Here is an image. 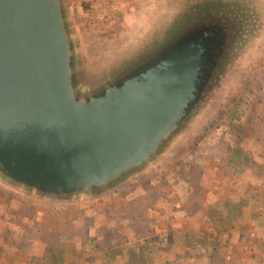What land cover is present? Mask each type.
Returning a JSON list of instances; mask_svg holds the SVG:
<instances>
[{
    "label": "water",
    "instance_id": "1",
    "mask_svg": "<svg viewBox=\"0 0 264 264\" xmlns=\"http://www.w3.org/2000/svg\"><path fill=\"white\" fill-rule=\"evenodd\" d=\"M72 1L0 0V182L59 203L147 171L209 104L246 23L238 0H173L84 82Z\"/></svg>",
    "mask_w": 264,
    "mask_h": 264
},
{
    "label": "rangeland",
    "instance_id": "2",
    "mask_svg": "<svg viewBox=\"0 0 264 264\" xmlns=\"http://www.w3.org/2000/svg\"><path fill=\"white\" fill-rule=\"evenodd\" d=\"M172 1L70 2L83 81L98 80L108 62L119 64L112 57L136 42ZM242 3L245 29L219 87L143 174L70 203L45 201L0 182V264H264V216L255 217L257 232H251V214L264 207V199L250 201L264 194V8L262 0ZM226 4L237 8L231 0ZM248 74L254 89L238 104V166L226 177L220 166L233 156L220 138L224 126L213 128L210 121L232 93L244 92L241 80ZM250 177L260 182L259 190L247 186Z\"/></svg>",
    "mask_w": 264,
    "mask_h": 264
},
{
    "label": "trees",
    "instance_id": "3",
    "mask_svg": "<svg viewBox=\"0 0 264 264\" xmlns=\"http://www.w3.org/2000/svg\"><path fill=\"white\" fill-rule=\"evenodd\" d=\"M252 76L253 74H250V75L248 74L247 77L241 80V85L244 86L242 87V89L243 88L245 89L244 92L238 91V92L232 93V95L229 96L224 103L220 104L219 108L216 110V115L214 117L215 119L210 121V126H212L213 128H216L217 126L220 127L221 124L224 126L223 128L225 132L222 131L223 133L220 136V138H223L225 142H229L227 146L225 145L226 152L228 156L229 154H232L233 156L232 159H229V158L227 159V161L225 162V166L224 164L220 166L225 176L229 175L230 171L234 172V170L237 169L236 166H238V160H235L236 159L235 155H237L241 149L240 146H238V144L236 143L238 141V132L241 130L240 119L242 116L241 114H238V104H243L244 103L243 101H246V98L244 97H245V94H247V91L254 89V87L252 86L253 85ZM239 99L241 100L239 101ZM255 104L256 102L252 101L251 106ZM250 109L254 111L253 110L254 108H250ZM240 113H243V112L241 111ZM228 138H231V139L229 140ZM230 166H231V169H230ZM260 177L264 178L263 175ZM252 179L253 178L250 177V181L248 182L247 186L253 185L254 183L253 187L259 190L257 185H260V182L256 179H255V182H253Z\"/></svg>",
    "mask_w": 264,
    "mask_h": 264
},
{
    "label": "crops",
    "instance_id": "4",
    "mask_svg": "<svg viewBox=\"0 0 264 264\" xmlns=\"http://www.w3.org/2000/svg\"><path fill=\"white\" fill-rule=\"evenodd\" d=\"M261 8H262V10H263V8H264V0H262V6H261ZM264 195V194H263ZM263 195H261V196H259L258 194H255V196H253L254 198L253 199H250V201L252 202L253 200H260V202H261V199L260 198H262V199H264L263 198ZM262 203V202H261ZM264 205V204H263ZM264 216V207H262V208H258V209H256L255 210V212H254V214H251V218H252V225H254V228L253 227H251V232L253 233V232H257V229L255 228V223H256V226H257V224H258V222H259V219H256V218H259L260 217V219H262V217ZM256 217V218H255ZM263 229H264V225H263ZM261 230H262V228H261ZM251 233V234H252ZM259 233V232H258ZM77 263L78 264H83V262L82 261H77Z\"/></svg>",
    "mask_w": 264,
    "mask_h": 264
}]
</instances>
